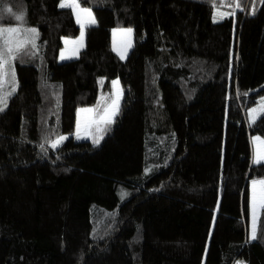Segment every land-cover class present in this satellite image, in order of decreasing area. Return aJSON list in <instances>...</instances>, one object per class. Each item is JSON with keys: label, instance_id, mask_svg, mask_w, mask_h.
<instances>
[{"label": "trees", "instance_id": "obj_1", "mask_svg": "<svg viewBox=\"0 0 264 264\" xmlns=\"http://www.w3.org/2000/svg\"><path fill=\"white\" fill-rule=\"evenodd\" d=\"M61 2L0 0V27L38 30L0 111V264H264V209L249 236L264 112L247 117L264 95V0H77L96 24L63 62L81 26ZM129 27L122 59L112 31ZM116 79L112 127L77 140V109L101 92L107 107Z\"/></svg>", "mask_w": 264, "mask_h": 264}, {"label": "snow or ice", "instance_id": "obj_2", "mask_svg": "<svg viewBox=\"0 0 264 264\" xmlns=\"http://www.w3.org/2000/svg\"><path fill=\"white\" fill-rule=\"evenodd\" d=\"M239 7V4L236 5ZM60 7H72L74 11H77V21L81 23V34L77 41H65L66 44H76L83 47L84 41V23L95 24V18L92 16L90 9L80 8L79 3L76 0H62ZM4 11L12 13L11 8H5ZM80 13H84L87 20L81 22ZM220 18H224V14H219ZM15 20L18 22L24 21L23 14L15 15ZM127 36H131L132 29L124 30ZM38 36L36 29H27L23 33L20 27H0V111L3 107L7 106L8 97L15 92L16 74L14 61L17 56L23 52L28 44H31L33 48L35 45V38ZM131 47L130 40L128 41L126 48ZM79 48L74 49L70 55L61 53V59H68L78 53ZM126 51V49H125ZM121 58H124L125 53H120ZM11 85V91H5V89ZM113 86L116 89V99L112 101L111 105L105 107L103 112L100 113V105L96 108H81L77 113L76 123V137L81 138V132L83 131L86 135H93L92 129L95 128V135H93V142L99 144L103 138V134L108 130V126L114 123V117L118 113L119 109V82L113 81ZM256 111V110H254ZM98 115H94L97 114ZM255 117H253V122ZM65 137L61 136L56 142L52 144V147H56ZM252 143L254 145L253 152V163L261 164L264 163V139L261 137H253ZM251 213L253 220L252 239L256 238V219L257 209H264V179L252 181V192H251Z\"/></svg>", "mask_w": 264, "mask_h": 264}, {"label": "rangeland", "instance_id": "obj_3", "mask_svg": "<svg viewBox=\"0 0 264 264\" xmlns=\"http://www.w3.org/2000/svg\"><path fill=\"white\" fill-rule=\"evenodd\" d=\"M76 2H77V0H76ZM80 8L90 9L88 7H83V6H80ZM77 11L78 10L74 11L76 20H77ZM90 11L92 13V16L95 18L93 11L91 9H90ZM80 19H81V22H84V21L87 20V17H86V15L84 13H80ZM95 21H96V19H95ZM78 24L81 26V23H78ZM91 25H94V24H91ZM91 25L90 24H87V23H84V29H83L84 30L83 47H80L79 45H76V44H71V43L66 44L65 43V41H77V40H79L80 35L78 37H76V38H72V37H64L63 38L64 47H63V49L60 52V56H59V61L60 62H63V61L69 60V59H73V58H77L79 56L80 51L85 47V43H86V30ZM129 28L132 29V33H131V36L130 37L127 36L125 34V32H124V30L129 29ZM129 28H118L117 30L114 31L113 47L116 50H120L119 51V54L121 52H124L125 54H129L131 48L134 45V31H133V28H131V27H129ZM29 29H32V28H29ZM34 29H36V31L38 33L37 28L34 27ZM22 31H23V29H22ZM80 34H81V32H80ZM129 40L131 42V47H127L126 48V45H127V43H128ZM76 48H79V51H78V53L76 55L71 56V58H68V59H61V53L62 52H64L65 55L67 56V55H70L71 52L74 49H76ZM125 49H126V51H125ZM126 52H128V53H126ZM124 57H125V55H124ZM14 66H15V63H14ZM15 74H16V84H17V79L18 78H17L16 68H15ZM116 81L119 82L120 94H119V109H118L117 115L114 117V122H115L116 117L119 115V113L121 111V106H122V102H123V98H124V88H123V86L121 84V81L119 79H116ZM5 91H11V85H8V87L5 89ZM116 98H117L116 97V89L114 88L113 98H112L111 102L108 104V106L111 105L112 101L115 100ZM103 100H104V97H103V94L101 92L99 102H98V104H96V106L97 105H100V113L103 112ZM96 106L94 105V106L80 107V108L77 109V113H78V110L81 109V108H96ZM254 110H256V111H254ZM247 111H248L247 112L248 120H249V122L252 123L253 122V117H255V120H256L264 112V95L259 98L258 103H256L254 106L248 108ZM94 115H98V113L97 114H94ZM112 125H113V123L110 126H108V130L103 134V137H105V135L107 134V132L109 131V129L112 127ZM92 133H93V135H95V128L94 127L92 129ZM74 135H75V138L77 139V137H76V130H75ZM93 135H86L82 131L81 132V138H79L77 140H84V139H91V140H93ZM62 136L65 137V139L62 140L56 147L60 146V144L62 142H64L67 138L70 137V135H67V134L66 135H62ZM256 136L261 137L262 139H264V137H262L260 135H254L253 137H256ZM60 137H58L54 142H56ZM252 147H253V152H254V145H253V143H252ZM260 179H264V178H252L250 180V187H249L250 188V196H251V192H252V181L253 180H260ZM261 211H262V209H260V208L257 209L256 228H257V224H258V220H259ZM252 229H253V220H252V213H251V209H250V219H249V236H250V239H252ZM236 264H245V263H243V262H237Z\"/></svg>", "mask_w": 264, "mask_h": 264}, {"label": "crops", "instance_id": "obj_4", "mask_svg": "<svg viewBox=\"0 0 264 264\" xmlns=\"http://www.w3.org/2000/svg\"><path fill=\"white\" fill-rule=\"evenodd\" d=\"M118 28H115V29H113V31H112V41H113V39H114V31L115 30H117ZM119 51L120 50H117V52L119 53ZM126 53H128V52H126ZM127 54H125V56H126ZM121 56V55H120ZM114 81H116V80H114Z\"/></svg>", "mask_w": 264, "mask_h": 264}]
</instances>
